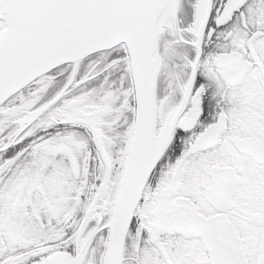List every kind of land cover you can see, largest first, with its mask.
Listing matches in <instances>:
<instances>
[{"label": "snow or ice", "instance_id": "obj_1", "mask_svg": "<svg viewBox=\"0 0 264 264\" xmlns=\"http://www.w3.org/2000/svg\"><path fill=\"white\" fill-rule=\"evenodd\" d=\"M0 264H264V0H0Z\"/></svg>", "mask_w": 264, "mask_h": 264}]
</instances>
